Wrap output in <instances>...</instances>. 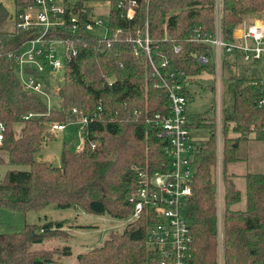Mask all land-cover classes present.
I'll list each match as a JSON object with an SVG mask.
<instances>
[{"label": "trees", "instance_id": "trees-1", "mask_svg": "<svg viewBox=\"0 0 264 264\" xmlns=\"http://www.w3.org/2000/svg\"><path fill=\"white\" fill-rule=\"evenodd\" d=\"M132 1L136 2L134 16L128 20L125 13ZM63 2L67 24L73 15L79 28L73 33L65 25L57 31L49 30L45 36L62 40L70 57L55 94L59 106L50 109L39 95L21 88L10 58L23 44L39 37L42 30L34 27L26 31L12 23L11 30L7 12L0 5V122L6 128L0 144V166L28 168L4 175L0 181V209L25 215L54 206L123 220L132 212L129 198L137 189L135 169L153 177L167 171L169 160L162 151L159 129L146 123L156 115L168 114L167 93L154 87L157 79L147 56L134 55L135 41L147 31L151 60L157 66L167 61L160 68L163 75L172 72L179 77L183 73L185 78L178 82L189 99L192 95L185 88L187 83L196 85L206 70L197 59L211 50L190 41V37L196 30L213 35L216 0ZM107 2L112 3L105 16L110 34L98 38L85 30L93 16L90 4ZM13 3L17 11H22L31 0ZM220 3L224 43L233 41V33L244 18H264V0H220ZM174 47L179 50L175 52ZM260 63V77L237 76L236 68L240 65L236 55L224 54L222 61L223 92L228 96L222 110L224 264H264V173L244 176L243 196L235 174L229 169L241 160L238 150L244 135L264 128V103L258 105L264 101V57ZM210 89L213 91V85ZM28 113L39 117L22 121L21 117ZM208 113L188 117L190 127L208 129L210 136L195 146L192 160L193 195L184 207L192 236L187 264H216L215 122ZM84 117L88 120L83 129L78 126L73 129L76 134L81 131V151L64 143L60 167L34 159L44 141L51 138L50 124L78 122ZM16 124L21 125L18 132ZM90 143H95L96 148L92 150ZM151 217H155L153 212L145 210L120 233H110L100 246L77 254V264H160L158 252L146 245ZM67 222L26 223L22 231L0 234V263L57 264L55 256H71L70 246L32 250L33 245L47 239L68 238L69 229L89 228Z\"/></svg>", "mask_w": 264, "mask_h": 264}, {"label": "built area", "instance_id": "built-area-1", "mask_svg": "<svg viewBox=\"0 0 264 264\" xmlns=\"http://www.w3.org/2000/svg\"><path fill=\"white\" fill-rule=\"evenodd\" d=\"M110 5L111 3H107ZM132 1L125 13V18L131 20L134 16ZM120 5L117 4V8ZM215 25L213 35L201 33L196 30L190 37V41L211 48L207 56H199L197 61L212 69V85L215 95V153L216 163L213 169L215 185V207H216V264L223 262V181H222V110H223V81L222 61L224 54L236 55L238 64L253 65L260 63L264 57V21L254 19L250 24L243 21L233 33V41L230 44L224 43L221 36V3L216 0ZM13 13V12H12ZM66 10L63 0H31V4L20 12H14L12 19L18 23L22 30H29L34 27L41 28L42 33L36 39L26 42L27 47H22L15 55L16 75L20 86L24 91L39 95L47 109L52 107L50 97L59 91L50 90L45 82V76H53L57 72H63L64 64L70 60L62 40H48L45 38L50 29L60 30L65 25L75 33L79 28L76 16L70 15L67 24ZM106 21L92 19L85 25L89 31L95 27H105ZM106 28V27H105ZM107 29V28H106ZM108 30V29H107ZM109 32V31H108ZM62 46L58 51L56 46ZM179 48L174 47L177 52ZM135 56L145 54L150 66L154 71L157 83L155 88L162 89L167 93L169 102L167 115H156L153 120L146 121L147 124H154L159 129V138L163 143L162 151L168 157V168L164 173L153 177L148 176L144 171L136 170V192L129 198L132 204V212L127 222L138 219L142 213L153 212L155 217L148 225L146 231V245L154 249L160 256V264H187L189 248L192 241L190 228L184 215V207L193 195L192 181L195 173L193 167V156L195 144L193 143L190 131V121L186 113L187 97L183 92L184 86L178 79L185 78L183 73L179 77L169 72L161 74L160 68L165 67L167 61L158 66L150 58L149 39L147 31L135 41L133 47ZM249 69V67H247ZM247 69V70H248ZM245 70V71H247ZM249 71V70H248ZM47 74V75H46ZM236 75L238 76L237 72ZM185 81V80H184ZM187 82V81H185ZM187 83L185 88H189ZM50 90V93H49ZM263 100L259 101L261 106ZM76 113L75 110L72 111ZM35 113H28L21 117L22 121H29L38 118ZM84 117L78 122L52 123L49 131L62 132L68 125H75L81 130L87 124ZM6 128L0 122V144ZM264 140V128L258 132ZM81 135V131L79 133ZM82 137V136H81ZM90 148H96L95 143H90ZM76 151L83 149V139L74 146ZM148 217V216H147Z\"/></svg>", "mask_w": 264, "mask_h": 264}, {"label": "rangeland", "instance_id": "rangeland-1", "mask_svg": "<svg viewBox=\"0 0 264 264\" xmlns=\"http://www.w3.org/2000/svg\"><path fill=\"white\" fill-rule=\"evenodd\" d=\"M107 3L90 4V7L93 10V16L91 17L93 21H106L105 16L108 14L112 6V3L110 5H108ZM13 6V13L15 11L20 12L16 10L15 5ZM28 6H26L23 10H25ZM6 12V20L9 22L8 25H10L8 28L11 29L13 26L12 24H16V26L18 27V23L12 19L13 13L7 10ZM254 19L264 21L263 17L257 16H248L244 18L243 21H245L247 24H250ZM89 32L93 36L98 38H106L110 34L105 27H95L89 30ZM26 47L27 44H23L22 49L24 50ZM56 49L60 51L62 49V46H56ZM16 53L17 52H14L13 55H15ZM11 55L10 58L14 61V58L11 57ZM247 67H249V71L247 70ZM260 69L261 63H255L253 65H243L241 63L240 66H237L236 72L238 76H250L251 74H255L256 77H260ZM45 82L51 87L50 90L52 89L54 91H57V89L63 82V72H57L53 76H45ZM211 85L212 69L206 67V70L198 79V83L196 85L193 84L188 88L192 95V97L188 99L186 105V113L188 117L204 114L205 112H209V116L213 115L214 117L215 95L210 89ZM227 100L228 96L224 91L223 104L226 103ZM50 101L52 106H59V100L55 94H51ZM20 127V124H16L15 130L18 132ZM74 127L75 125H68L66 130L62 132H52L48 130V133L50 135L49 137L51 138H47V140L44 141L39 152L34 156V159L36 161H45L53 164L56 167H60L61 153L64 147V143L70 144L72 147H74L76 144L82 141L81 135L73 132ZM190 131L193 143L195 145L204 143L210 136L209 130L205 128L198 129L190 127ZM238 155L241 160L230 165L229 169L235 174L236 185L238 189L241 190L242 195L244 196V176L248 173H264V140H262L261 134L250 133L248 135H244V139H241L239 143ZM13 170L27 171L28 168L24 166L13 165L0 166V181L8 171ZM239 207H244V198ZM128 218H124L123 220H115L110 219L106 216L89 215L75 209L61 210L55 208L54 206H48L47 208L39 212H29L25 215L21 213H15L6 209H0V234L22 231L26 223L40 225L46 221L68 220V225H78L85 227L88 226L89 228L85 229H69L68 234L70 238H50L43 241L41 244L32 246V250H53L62 249L64 246H70L72 251L71 256H55L54 258L57 264H77V260L75 259L76 254L84 253L92 248L100 246L110 233H120L124 226L128 223Z\"/></svg>", "mask_w": 264, "mask_h": 264}, {"label": "crops", "instance_id": "crops-1", "mask_svg": "<svg viewBox=\"0 0 264 264\" xmlns=\"http://www.w3.org/2000/svg\"><path fill=\"white\" fill-rule=\"evenodd\" d=\"M0 5H2L7 11L9 12H13V0H0ZM259 20V19H257ZM259 21H262V20H259ZM263 22V21H262ZM77 255V254H76ZM75 259H76V256H75Z\"/></svg>", "mask_w": 264, "mask_h": 264}]
</instances>
